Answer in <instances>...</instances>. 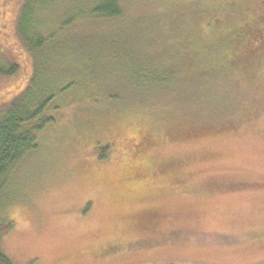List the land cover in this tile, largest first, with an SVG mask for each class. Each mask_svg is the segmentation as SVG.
<instances>
[{
    "label": "trees",
    "instance_id": "16d2710c",
    "mask_svg": "<svg viewBox=\"0 0 264 264\" xmlns=\"http://www.w3.org/2000/svg\"><path fill=\"white\" fill-rule=\"evenodd\" d=\"M61 1L0 0L2 31L7 26L0 37L12 42L10 62L0 59V193L23 160L38 154L45 133L62 123L70 127L83 112L71 134L77 140L106 125L105 116L143 125L121 152L126 169L111 178L121 191L154 193L160 187L150 185L153 139L175 129L178 137L208 139L264 111V97L253 101L247 88L264 83V0H93L73 12ZM126 22L129 41L119 42L116 27ZM71 25L87 30L75 38L57 35ZM101 28L107 32L97 34ZM97 138L90 136L95 159L80 162L84 173L90 163L115 157L113 142ZM157 215L155 208L134 210L130 221L152 229ZM12 225L0 215V241ZM0 264H13L1 247Z\"/></svg>",
    "mask_w": 264,
    "mask_h": 264
},
{
    "label": "rangeland",
    "instance_id": "374dc122",
    "mask_svg": "<svg viewBox=\"0 0 264 264\" xmlns=\"http://www.w3.org/2000/svg\"><path fill=\"white\" fill-rule=\"evenodd\" d=\"M92 1L60 5L73 12ZM6 28L0 26V32ZM86 30L71 25L57 35L75 38ZM128 31L131 22L116 27L119 42L129 41ZM7 38L0 37V59L6 63L12 43ZM260 77L264 81V67ZM252 81L258 83L256 77ZM247 88L253 101L264 97V83ZM81 117L45 133L38 154L23 160L8 191L0 193V215L13 221L0 247L13 264H264V111L247 116L241 128L208 139L178 137L177 129L153 139L148 164L156 167L150 185L160 187L154 193L121 191L111 178L126 169L121 152L143 125L128 116H105L107 124L96 127L93 136L113 142L115 157L90 163L92 170L84 173L81 160L95 159L96 152L92 132L71 137ZM146 208L158 210L154 226L134 228L131 211ZM154 236L158 241L148 239Z\"/></svg>",
    "mask_w": 264,
    "mask_h": 264
}]
</instances>
